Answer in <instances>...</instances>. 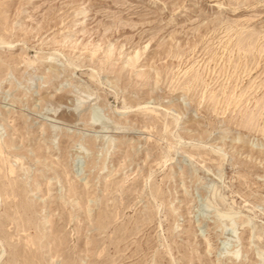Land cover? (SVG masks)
<instances>
[{
	"label": "rangeland",
	"instance_id": "obj_1",
	"mask_svg": "<svg viewBox=\"0 0 264 264\" xmlns=\"http://www.w3.org/2000/svg\"><path fill=\"white\" fill-rule=\"evenodd\" d=\"M263 95L264 0H0V264H264Z\"/></svg>",
	"mask_w": 264,
	"mask_h": 264
},
{
	"label": "bare ground",
	"instance_id": "obj_2",
	"mask_svg": "<svg viewBox=\"0 0 264 264\" xmlns=\"http://www.w3.org/2000/svg\"><path fill=\"white\" fill-rule=\"evenodd\" d=\"M5 1V0H4ZM239 47V46H238ZM240 48V47H239ZM238 48V49H239ZM199 77V76H198ZM195 78V77H194ZM188 79V78H187ZM197 79V78H196ZM191 82V81H190ZM190 82H189V84H190ZM194 82V81H193ZM213 92V91H212ZM215 93V92H214ZM214 93L212 94L211 93V95L210 96H213L214 95ZM264 96V95H263ZM212 98H214V97H211L210 99H212ZM216 98V97H215ZM260 99V98H259ZM218 103V102H217ZM81 104H82V106H85V103H82L81 102ZM263 107V106H262ZM77 110H79L80 108L78 107V108H76ZM260 111V110H259ZM251 112V111H250ZM90 113H91V111H90ZM252 114V113H251ZM92 117L94 118V119H96V120H101L102 121V118H101V116H100V114H93L92 115ZM252 118V117H251ZM259 118V117H258ZM257 118V119H258ZM249 122V121H248ZM110 141V140H109ZM110 144H111V142H110ZM110 144H107L108 146H107V148H106V150H108L109 149V145ZM11 169V168H10ZM218 217H221V218H219V220H221L224 216H223V214H221V215H219ZM246 217V216H245ZM248 217V216H247ZM246 217V218H247ZM244 218V217H243ZM248 220V219H247ZM250 221V220H249ZM241 222V221H240ZM239 222V223H240ZM247 222V221H246ZM231 230V229H230ZM235 243V242H234ZM236 245V244H235ZM263 251V250H262ZM260 253V259H261V263H263V260H264V252H259ZM238 256H239V254H238V252H235V251H233V254L232 255H230V257L231 258H233L234 260H236L237 258H238ZM258 257H259V255H258Z\"/></svg>",
	"mask_w": 264,
	"mask_h": 264
}]
</instances>
